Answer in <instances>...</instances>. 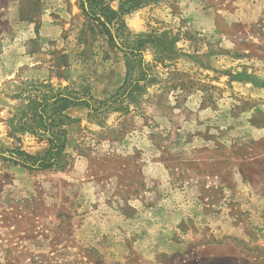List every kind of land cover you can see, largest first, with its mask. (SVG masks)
<instances>
[{"label":"rangeland","instance_id":"1","mask_svg":"<svg viewBox=\"0 0 264 264\" xmlns=\"http://www.w3.org/2000/svg\"><path fill=\"white\" fill-rule=\"evenodd\" d=\"M137 3L130 39L175 53L69 108L66 166L33 171L7 161L49 148L19 130L30 99L117 101L129 68L78 0H0V264H264V0Z\"/></svg>","mask_w":264,"mask_h":264},{"label":"trees","instance_id":"2","mask_svg":"<svg viewBox=\"0 0 264 264\" xmlns=\"http://www.w3.org/2000/svg\"><path fill=\"white\" fill-rule=\"evenodd\" d=\"M81 9L85 15L93 22L100 25L107 35L111 44L120 50L128 63L129 75L125 81V85L120 91L113 96L110 103H101L93 105L92 98L87 99L75 92H58L51 97H45L41 101L34 98L30 99L26 111L23 116L27 117L24 123H21L20 131H29L33 134H39L47 137L49 148L42 156L29 155L23 151L16 150L14 154L17 157H10L7 161L21 165L33 171L52 170L54 168H64L67 164L66 147L68 144V136L63 126L70 123L72 119L65 112L76 106L88 107L92 115L106 110L108 107L114 106L124 95L131 97L134 92L141 88L142 81L148 80V71L143 60V52L146 49H153L156 57L170 58L174 53V41L168 38V34L161 35H138L131 40V33L127 28L124 16L132 13L141 6L137 3L134 6L125 9V4L136 1L126 0L121 3L118 10H115L107 2V0H78ZM120 41L118 42L116 41ZM133 64V65H132ZM137 67L140 71V78L135 81L130 80V69ZM148 83V82H147Z\"/></svg>","mask_w":264,"mask_h":264}]
</instances>
